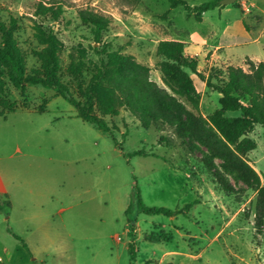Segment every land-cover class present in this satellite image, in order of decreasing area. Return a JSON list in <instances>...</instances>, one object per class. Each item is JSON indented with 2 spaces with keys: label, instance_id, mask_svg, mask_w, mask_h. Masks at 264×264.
<instances>
[{
  "label": "rangeland",
  "instance_id": "obj_1",
  "mask_svg": "<svg viewBox=\"0 0 264 264\" xmlns=\"http://www.w3.org/2000/svg\"><path fill=\"white\" fill-rule=\"evenodd\" d=\"M38 1L50 0H0V20L17 19L13 38L25 73L39 68L34 51L43 47L32 25L51 27L62 44L61 80L79 98L66 68L71 55L83 56L88 68L97 60L92 50L97 44L77 17L78 9H88L110 18L102 40L149 66L150 79L167 92L165 103L192 109L163 82L158 66L162 58L155 48L178 31L206 34L210 20L221 26L217 8L206 11L200 22L182 5L170 8L167 0H56L63 13L51 21L33 14ZM256 2L264 10V0ZM227 6L240 14L238 8L245 3L237 0ZM249 10L244 17L248 23L254 15L264 17L259 9ZM232 51L234 62L247 70L248 59L241 62L242 55L259 53L264 58V38L259 49L250 44ZM225 69L201 70L203 77L184 69L190 81L178 79L197 99L202 116L219 107L220 94L206 80H224ZM88 78L85 71L83 81ZM42 104L45 110L38 113ZM9 108L14 111L0 116V264H264V220L259 230L254 225L257 189L226 174L234 192L222 191L202 164L206 148L193 136L182 142L167 125L143 128L123 107L104 117L112 127L110 135L76 117L75 109L51 89L27 85L22 95L0 68V112ZM160 136L165 140L159 142ZM248 136L256 147L246 158L262 183L264 129L255 125ZM141 148L156 156L129 155ZM220 163L214 159L213 170L223 174ZM137 190L146 205L181 212L140 213ZM129 204L131 210L125 213ZM129 242L134 243L132 261Z\"/></svg>",
  "mask_w": 264,
  "mask_h": 264
},
{
  "label": "trees",
  "instance_id": "obj_2",
  "mask_svg": "<svg viewBox=\"0 0 264 264\" xmlns=\"http://www.w3.org/2000/svg\"><path fill=\"white\" fill-rule=\"evenodd\" d=\"M170 8L182 5L188 15L199 19L203 12L222 6L219 0L203 2L191 6L187 0H167ZM235 1L233 4H236ZM63 13V6L56 0L38 1L34 4L33 14L48 17L57 21ZM77 17L82 24L87 25L96 47L93 54L97 60L91 67L86 66L81 55L70 57L66 72L74 82L79 98L72 95L69 86L61 80L60 58L61 41L51 27L40 24L32 25L33 35L43 47L35 50L40 66L25 73L24 61L15 46L13 34L17 19L9 16L6 23L0 20V68L5 70L9 82L19 89L23 95L27 85H40L54 91L55 96L65 99L76 111L75 116L96 129L112 135V127L104 119L105 116L116 115L119 108H126L136 118L143 128L163 124L172 127L176 136L185 141L186 136H193L207 150L202 160L204 167L212 172L215 182L222 191L234 192L226 174L243 181L257 189L254 207V225L259 230L264 220V179L261 183L258 173L249 165L246 155L256 147L254 139L248 136L255 125L264 129V62L255 63L248 59V69L229 65L225 69V79L211 77L206 80L207 86L220 94L219 107L211 114L202 116L198 111L197 99L179 85L178 79H188L183 71L188 69L203 77L197 71L198 60L185 52L184 42L174 39H162L156 44L155 53L162 60L158 64L163 82L175 94L185 97L192 109H187L182 103L175 102V107L165 103L167 92L155 81L150 79L149 66L134 59L132 55L114 50L109 43L102 40L103 32L110 24V18L99 12L88 9H78ZM89 71V78L83 81L84 72ZM174 77H177L176 79ZM45 110L42 104L37 108L41 113ZM14 111L9 108L0 112V116ZM228 112H237L228 115ZM160 136L158 141H164ZM129 155H153L144 148L132 151ZM220 159L223 174L214 171V159ZM137 211L145 214L173 215L181 209L171 210L165 207L146 205L139 191L136 192ZM129 204L125 213H129ZM186 205L184 209H188ZM17 239L20 237L13 233ZM23 246L27 248L26 244ZM130 261L135 258L134 243L129 242ZM37 264H45L40 261Z\"/></svg>",
  "mask_w": 264,
  "mask_h": 264
},
{
  "label": "crops",
  "instance_id": "obj_3",
  "mask_svg": "<svg viewBox=\"0 0 264 264\" xmlns=\"http://www.w3.org/2000/svg\"><path fill=\"white\" fill-rule=\"evenodd\" d=\"M245 7H239V13H235L232 7L222 5L216 7L219 11V20L221 26H216L210 20V29L206 34L201 33L197 29L192 31H178L176 36H171L165 39H174L184 42L185 52L190 56H194L198 60L197 71L211 70L213 68L225 69L227 66H242L234 62L233 48L259 44L261 39L264 38V17L254 15L251 17V22L244 20L245 15L251 14L250 8L259 9V13L264 14L263 8L258 6L256 0H242ZM188 16V15H187ZM206 11L202 13L197 21L203 22L205 20ZM191 17V16H188ZM223 17V18H222ZM209 37V38H208ZM213 37V42L209 39ZM261 54H243L241 62L245 59L254 62H264Z\"/></svg>",
  "mask_w": 264,
  "mask_h": 264
},
{
  "label": "water",
  "instance_id": "obj_4",
  "mask_svg": "<svg viewBox=\"0 0 264 264\" xmlns=\"http://www.w3.org/2000/svg\"><path fill=\"white\" fill-rule=\"evenodd\" d=\"M237 0H219L220 4L222 5H227V4H232Z\"/></svg>",
  "mask_w": 264,
  "mask_h": 264
}]
</instances>
